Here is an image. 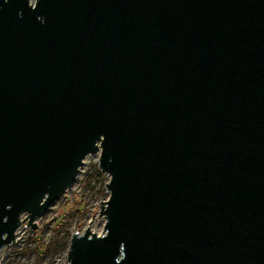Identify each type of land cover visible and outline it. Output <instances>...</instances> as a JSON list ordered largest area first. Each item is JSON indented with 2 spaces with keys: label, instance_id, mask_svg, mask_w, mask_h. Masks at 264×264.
Listing matches in <instances>:
<instances>
[{
  "label": "water",
  "instance_id": "95a60500",
  "mask_svg": "<svg viewBox=\"0 0 264 264\" xmlns=\"http://www.w3.org/2000/svg\"><path fill=\"white\" fill-rule=\"evenodd\" d=\"M97 148L66 264H264V0H0V249Z\"/></svg>",
  "mask_w": 264,
  "mask_h": 264
},
{
  "label": "rangeland",
  "instance_id": "374dc122",
  "mask_svg": "<svg viewBox=\"0 0 264 264\" xmlns=\"http://www.w3.org/2000/svg\"><path fill=\"white\" fill-rule=\"evenodd\" d=\"M98 156L99 148L83 155L71 183L34 217L35 226L26 223L25 211L20 213V219L24 218L13 240L2 245L0 264H66L72 231H82L87 225L96 232L102 230L100 203L109 193L105 183L109 174L99 168Z\"/></svg>",
  "mask_w": 264,
  "mask_h": 264
},
{
  "label": "bare ground",
  "instance_id": "6f19581e",
  "mask_svg": "<svg viewBox=\"0 0 264 264\" xmlns=\"http://www.w3.org/2000/svg\"><path fill=\"white\" fill-rule=\"evenodd\" d=\"M88 227H89L91 230H95V229H94L93 227H91L90 225H88ZM16 229H17V227L15 228V234L18 233V229H17V230H16ZM15 234H14V235H15Z\"/></svg>",
  "mask_w": 264,
  "mask_h": 264
}]
</instances>
